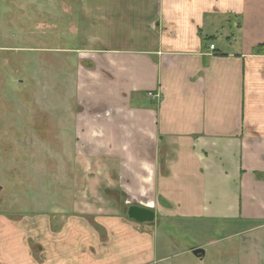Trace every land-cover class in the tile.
I'll use <instances>...</instances> for the list:
<instances>
[{"label": "crops", "instance_id": "0c3cea01", "mask_svg": "<svg viewBox=\"0 0 264 264\" xmlns=\"http://www.w3.org/2000/svg\"><path fill=\"white\" fill-rule=\"evenodd\" d=\"M77 3L90 55L77 60L76 156L103 163L133 203L151 197L154 220L138 227L163 221L167 234L73 203L41 259L51 248V264H205L210 247L216 264H264V0ZM44 223L25 238L1 217V261L40 264L29 242ZM173 229L212 237L177 253Z\"/></svg>", "mask_w": 264, "mask_h": 264}, {"label": "rangeland", "instance_id": "374dc122", "mask_svg": "<svg viewBox=\"0 0 264 264\" xmlns=\"http://www.w3.org/2000/svg\"><path fill=\"white\" fill-rule=\"evenodd\" d=\"M79 5L77 0H0V218L13 219L25 238L47 221L29 242L33 260L40 264H51V248L42 260L37 245L43 239L51 242L50 228L58 226L55 216L74 214L73 203L91 219L97 213L125 218L128 206H148L151 199L133 203L103 163L76 156V143L81 144L74 140L77 60L90 55L80 50L87 46L75 32L84 24L76 13ZM100 33L91 34L95 44H101ZM93 173L97 178H90ZM161 222L131 224L162 238L167 227ZM231 232L234 227L227 228ZM206 235L185 232L175 251L184 252L180 245H187L186 250L203 245L212 237ZM208 251L205 264H216L212 248ZM182 256L162 264H182Z\"/></svg>", "mask_w": 264, "mask_h": 264}, {"label": "water", "instance_id": "95a60500", "mask_svg": "<svg viewBox=\"0 0 264 264\" xmlns=\"http://www.w3.org/2000/svg\"><path fill=\"white\" fill-rule=\"evenodd\" d=\"M125 216L129 221L138 224H150L154 220V213L137 205H130L125 210Z\"/></svg>", "mask_w": 264, "mask_h": 264}, {"label": "built area", "instance_id": "2783aa9c", "mask_svg": "<svg viewBox=\"0 0 264 264\" xmlns=\"http://www.w3.org/2000/svg\"><path fill=\"white\" fill-rule=\"evenodd\" d=\"M208 49H209V52L211 54V52L214 51V45L213 44H209L208 45Z\"/></svg>", "mask_w": 264, "mask_h": 264}, {"label": "trees", "instance_id": "16d2710c", "mask_svg": "<svg viewBox=\"0 0 264 264\" xmlns=\"http://www.w3.org/2000/svg\"><path fill=\"white\" fill-rule=\"evenodd\" d=\"M261 50L264 51V46H261Z\"/></svg>", "mask_w": 264, "mask_h": 264}]
</instances>
